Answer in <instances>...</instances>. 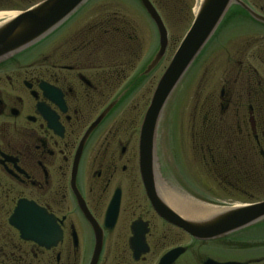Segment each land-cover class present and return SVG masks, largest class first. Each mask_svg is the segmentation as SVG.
Here are the masks:
<instances>
[{"label":"flooded vegetation","instance_id":"obj_1","mask_svg":"<svg viewBox=\"0 0 264 264\" xmlns=\"http://www.w3.org/2000/svg\"><path fill=\"white\" fill-rule=\"evenodd\" d=\"M43 1L0 0V24ZM103 1L88 0L33 45L0 58V264H264L253 255L263 235L234 236L244 228L197 239L153 210L139 167L150 100L140 109L130 101L143 99L142 89L151 99L165 54L146 71L153 56L140 60L132 50L133 13L124 11L137 3L144 12L141 4ZM239 2L248 11L233 3L220 23L230 16L252 33L236 76L219 83L190 140L154 144V192L177 214L180 199L220 209L264 200V0ZM41 214L47 234L23 238L17 227Z\"/></svg>","mask_w":264,"mask_h":264},{"label":"water","instance_id":"obj_2","mask_svg":"<svg viewBox=\"0 0 264 264\" xmlns=\"http://www.w3.org/2000/svg\"><path fill=\"white\" fill-rule=\"evenodd\" d=\"M87 1L44 0L4 24H0V58L33 45L75 13ZM139 2L157 33L158 48L147 66L146 71H149L160 62L165 54L167 31L149 0H139ZM233 3L241 4L239 0H200L188 30L157 81L139 129L140 176L153 210L164 220L178 226L197 239L219 237L264 220V200L225 209L217 208L219 210L205 217L187 218L171 210L154 192L153 187V176H155L154 136L163 106L187 69L213 35L228 7ZM241 6L248 11L244 5L241 4ZM251 15L256 20L260 19L253 13ZM106 111L107 109L90 126L85 136L99 122ZM18 213L19 210H16L14 216H17ZM20 218L27 219L29 217L21 215ZM45 219L47 218L41 214L39 222L32 221L30 225L17 227V229L20 230L23 238L37 242L38 238H43L48 232L44 224ZM50 235L52 239V230Z\"/></svg>","mask_w":264,"mask_h":264},{"label":"rangeland","instance_id":"obj_3","mask_svg":"<svg viewBox=\"0 0 264 264\" xmlns=\"http://www.w3.org/2000/svg\"><path fill=\"white\" fill-rule=\"evenodd\" d=\"M130 1L134 2L133 0ZM149 1L156 9L164 24L168 40L165 56L151 75L153 90L179 42L188 30L200 0ZM108 2L109 0H104L101 4L106 6ZM135 4V8H126L124 11L134 14L127 15V17L132 18V25L135 27L133 36L136 38L131 48L134 52L138 53L140 60H143L146 54L148 56L152 54L153 56L156 52L157 33L150 19L146 17L137 3ZM239 21L241 20H236L235 22V19L233 20L229 16L224 23L217 27L219 31L215 35H212L198 57L176 85L167 99V103L157 123L154 136L155 146L158 145L157 141L160 139L166 142L163 144L164 146L170 145L172 141L190 140L191 132L189 129L191 125L200 123L203 113L209 111L211 103L217 95L219 83L226 77L236 76V62L242 59L243 42L247 37L246 31L250 33L247 29H243V27H246L244 24L248 23L241 21L244 23L241 25ZM249 29L251 32H255L254 30L252 31L253 27ZM136 64L138 65L139 61ZM236 89L237 91L240 90V84L236 85ZM141 91V94L144 95L143 99L135 98L130 101V104H136L138 109L143 107L142 103L145 104L146 102L148 105L151 96L150 94H144V89ZM136 114L133 108L126 112L124 116L125 122L122 123L124 127ZM174 144L177 146V143ZM249 154L252 153L250 152ZM262 224H264V221ZM253 228L248 227L246 230L234 234V236H264V225L258 230ZM256 245L260 246V248L253 255L264 256V239L260 238L253 243V246Z\"/></svg>","mask_w":264,"mask_h":264},{"label":"bare ground","instance_id":"obj_4","mask_svg":"<svg viewBox=\"0 0 264 264\" xmlns=\"http://www.w3.org/2000/svg\"><path fill=\"white\" fill-rule=\"evenodd\" d=\"M0 16H2V14H0ZM170 197L172 196L170 195ZM173 197L177 198V196H173ZM161 198L167 203L169 202L167 197L161 196ZM178 202L181 205V208H180L181 210H179L180 215L187 217V218L205 217L219 210L217 208L210 207L207 205L202 206L199 204L190 203V202L185 201L184 199H180Z\"/></svg>","mask_w":264,"mask_h":264}]
</instances>
